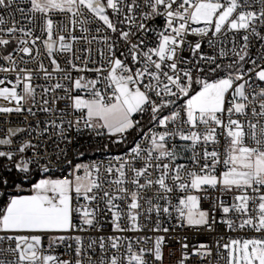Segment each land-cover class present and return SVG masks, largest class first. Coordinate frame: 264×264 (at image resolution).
I'll return each mask as SVG.
<instances>
[{"label": "snow or ice", "instance_id": "snow-or-ice-1", "mask_svg": "<svg viewBox=\"0 0 264 264\" xmlns=\"http://www.w3.org/2000/svg\"><path fill=\"white\" fill-rule=\"evenodd\" d=\"M157 18L163 19V26L150 27ZM92 24L97 34H106L89 39ZM77 27L82 35L74 34ZM262 29L264 0H0V115L78 114L60 123L46 120L39 133L56 128L69 144L66 133L72 128L107 134L113 143H125L132 131L140 133L126 154L106 164L79 163L66 178L40 179L31 195H11L0 210V264H149L148 254L162 261L163 236L155 238L152 248L136 250L119 235L87 243L76 235L71 237L76 242L74 260L51 254L70 238L65 234L97 229L105 211L111 213L114 232L140 231L144 205L149 217L153 212L171 215L174 209L183 224L209 231L219 210L224 214L220 223L228 229L258 234L223 245L217 241V248L224 250L219 260L264 264V87L256 83L264 82V64L253 60L252 67L244 69L250 39L264 41ZM108 32L117 34L124 51ZM149 32L156 37L151 46L145 40ZM222 32H243L241 45L233 39L230 53L219 51V58L233 57L226 65L200 51L204 38L213 45L212 37ZM190 36L200 39L192 41ZM78 41L88 46L76 49ZM93 41L105 46L97 49L99 60L92 58ZM186 50L193 59L183 55ZM59 57H65L66 67ZM260 59L264 61V53ZM72 72L84 74L73 77ZM220 72L224 75H214ZM36 79L50 83L38 84ZM60 101H68L65 108L57 107ZM137 114L147 115V131ZM2 131L0 159L8 163L0 164V197H6L13 170L27 180L43 157L32 139L13 147L21 133L30 136L35 131L31 124ZM29 151L32 157L26 155ZM184 159L190 163L179 162ZM40 170L47 173L49 164ZM210 190L230 194L231 203L217 198L211 209H202ZM176 192L181 195L173 205L171 195ZM125 216L128 228L120 223ZM159 230L157 223L153 231ZM181 247L178 264L212 255L206 244L191 254L187 243Z\"/></svg>", "mask_w": 264, "mask_h": 264}, {"label": "built area", "instance_id": "built-area-1", "mask_svg": "<svg viewBox=\"0 0 264 264\" xmlns=\"http://www.w3.org/2000/svg\"><path fill=\"white\" fill-rule=\"evenodd\" d=\"M21 7H26V5L21 4ZM14 10V9H13ZM2 14H4L6 17L8 16L7 11H3ZM16 17L19 20L20 15L19 13H16ZM57 19H63V17H58ZM41 23L40 21H37V24ZM65 23H67V20H65ZM150 27H157L160 28L163 26V19L157 18L154 21L149 22ZM88 27L91 29L88 35L89 39H91L94 35H100L103 36L106 33L101 32L97 34L95 32V24L88 25ZM123 27V26H121ZM194 27H203V25H194ZM262 33H264V29L261 30ZM36 34H40L39 28H37ZM75 35H82V33L79 30V27L76 28V31L74 33ZM108 35L111 36L112 40L117 41V34H113L108 32ZM211 36V33H209ZM243 35V32L241 33H233V32H222L221 34H217L216 36L212 37L213 39V45H209L207 42L208 38H204L202 41V47L201 52L204 55L207 56H217L218 57V63L222 64H228L231 62L233 57L231 55H228L224 58H219V51L223 49L226 53H230V49L233 46V39H235V43L237 45H241L243 43L241 37ZM190 40L195 41L197 39H200L199 37H189ZM146 43L149 44V46L155 44L156 37L153 33L149 32L147 36L145 37ZM87 43L85 41H78L75 44L76 49H82L87 47ZM117 48L121 51H124V45L123 42L117 41ZM93 51H92V58L94 60H99V55L97 52V49L104 48L105 46L102 43H98L97 41H93L91 45ZM43 47L41 46V52L43 53ZM264 53V41L258 40L255 37H252L249 42V56L246 58L248 63L244 64V69L247 70L248 68L252 67L251 61H256L257 63L264 64V61L260 59L261 54ZM78 55H80V52H77ZM117 55H119V52H117ZM183 55L190 60L193 59L191 56V53L187 50L183 53ZM59 62L61 63L62 67H66L65 64V57H59ZM44 63L47 65L48 60L45 59ZM79 63V61H77ZM202 66L203 65V62ZM23 66V65H22ZM35 65H29V67H34ZM91 66V65H90ZM51 70V69H50ZM84 74V73H80ZM76 72H72L73 77L80 75ZM4 74L0 73V77H2ZM87 76L90 78L94 76L93 73H86ZM215 76H221L224 75L223 72L214 74ZM249 75H252L251 73ZM38 84H47L50 82H47L43 79H36L34 81ZM64 83H67L64 81ZM261 87H264V82H256ZM58 95H65L63 92H58ZM81 95L86 96L87 93L81 91ZM37 98L39 99V89L37 90ZM0 103H3L0 101ZM68 104V101H60L57 107L59 108H65V106ZM75 115L78 114H68V115H61L60 113H53V114H45L43 112H37V115L35 117L28 116L25 114H11L10 116H2L0 115V135L3 134L2 130H6L9 127H27L29 124L32 125V127L35 129L29 136L27 133H21L19 137L16 138V143L13 145V147L17 146L22 140L25 139H32L34 143H37L39 145L37 151L40 153V155L43 157V159L40 160L39 165H33L32 166V172L30 173V177L33 176H39L40 178H46V177H60L61 179L68 177L69 173L72 172L74 166L79 163L84 164H91V163H107L112 157L115 156H121L126 154L127 150L134 146V142H137L140 140V133L138 131H132V140L131 143L128 144V146H125L123 150H111L112 145V139L109 135H96L95 132L82 128L81 131H77L75 128H72L71 130L67 131L66 135L71 139V143L69 144L66 140H61L58 134V130L53 127H49L47 133H44L43 135H40V131L44 128V121L46 120H56L57 123H60V120L63 119L64 121L74 119ZM27 117V119L25 118ZM136 119H139L141 121V126L143 127L144 131H147L149 124H148V117L147 115L141 117L139 114L135 117ZM37 121H40L39 128L36 127ZM65 128H67V124L64 125ZM106 133V130H103ZM223 143V140H222ZM115 144V143H114ZM107 146V147H105ZM61 150H63V153H61ZM83 154V155H81ZM27 156L32 157V152L29 151ZM185 157L189 156L190 153H184ZM71 161V163H69ZM180 163H190L187 159L179 161ZM8 162L6 160L0 159V164H7ZM45 163L49 164V171L47 173H44L40 170V166L44 165ZM83 174L82 172L80 173ZM5 175H8L5 173ZM22 174L17 173L15 170L11 173L9 177V186L7 187L6 191L8 195L6 197H0V210H3V208L6 207L7 200L10 198L11 195H15L17 193H21L26 188L23 187V184L25 180H22L21 177ZM74 195V194H73ZM147 196H152L153 193L149 191ZM181 195L180 193L176 192L171 195V201L172 204L175 205L178 202V196ZM209 199H203L201 201V208L204 210L211 209L213 206V203L216 201L217 198L223 199L226 203H231V195L227 193H222L219 190H210L208 193ZM81 203L83 201L81 200ZM143 203V202H142ZM155 203V201H154ZM159 203L164 206V201H159ZM124 207V205H121ZM101 208H103V204L100 205ZM147 205H144V208H146ZM144 208H142L141 216L139 218V225L141 230L140 231H126L123 233H116L113 231V226L111 223V213L105 211L101 213L98 217L100 224L97 229H87V231L79 232V231H73L72 233L65 234L69 236L70 238L66 239L63 243L57 244L54 249L51 251V254L57 255L62 259H73L75 258L74 249L76 247V242L71 237H74L76 235H80L83 238V241L87 243L90 239H96L100 236H111V235H119L123 238L129 239L132 244L133 248L136 250H139L141 247L143 248H152L154 244V240L157 236H163L164 237V243L162 245V261H154V258L148 254L147 259L149 264H178V261L181 258V253L183 251L182 244L187 243L189 245V252L191 254V250H193L195 247L199 246L200 244H206L212 249V255L208 257L207 259L201 260L199 256H192L190 261L187 262V264H217L219 261V264H224V261L219 260V252H223L224 250L222 248H217V241H219L220 245H223L224 243H227L230 239H245V238H251L253 236L258 235L257 233H254L250 229L245 230H236L232 231L228 229L226 224L220 223L221 218L224 216L222 212L217 210L213 215L216 219V224L213 225L214 230L209 231L205 227H189L186 224H183L182 221H180L177 218V214L175 213L174 209H170L171 215L164 214L161 212L159 215H157L155 212L151 214L149 217L145 212ZM74 224L79 225L80 224V218L79 216L74 215L73 217ZM121 226L128 228L130 226V222L125 216L121 221ZM157 223L159 224L160 230L159 231H153V229L156 228ZM86 227V226H85ZM167 228L168 232H164L163 229ZM144 238H148V242L144 243ZM137 241H140L137 243ZM47 244V238H45V246ZM71 245V248L69 247ZM98 252V250H97Z\"/></svg>", "mask_w": 264, "mask_h": 264}, {"label": "rangeland", "instance_id": "rangeland-1", "mask_svg": "<svg viewBox=\"0 0 264 264\" xmlns=\"http://www.w3.org/2000/svg\"><path fill=\"white\" fill-rule=\"evenodd\" d=\"M132 137H133V135H132V133H130V134H128L127 140H126L125 143H115L114 144L113 142H111V145L113 144L111 150H117L118 148H122V147L128 146V144L131 143ZM111 139H114V138H111ZM40 179H61V178L60 177H46V178H40ZM25 185L26 184L24 183L23 187L26 188V190H24L23 192H25V194H18V195H31V194H33L32 186L27 188V187H25Z\"/></svg>", "mask_w": 264, "mask_h": 264}, {"label": "trees", "instance_id": "trees-1", "mask_svg": "<svg viewBox=\"0 0 264 264\" xmlns=\"http://www.w3.org/2000/svg\"><path fill=\"white\" fill-rule=\"evenodd\" d=\"M40 179L39 176H33V177H29V179L25 180V187H30L32 186L34 183H36L38 180ZM18 194H25V192H21V193H17L15 195H18Z\"/></svg>", "mask_w": 264, "mask_h": 264}, {"label": "crops", "instance_id": "crops-1", "mask_svg": "<svg viewBox=\"0 0 264 264\" xmlns=\"http://www.w3.org/2000/svg\"><path fill=\"white\" fill-rule=\"evenodd\" d=\"M125 147H122V148H118L117 150H123Z\"/></svg>", "mask_w": 264, "mask_h": 264}]
</instances>
